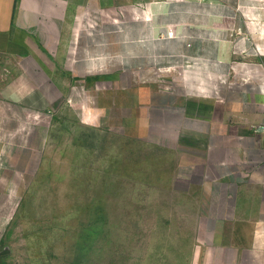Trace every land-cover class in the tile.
Wrapping results in <instances>:
<instances>
[{
  "label": "crops",
  "instance_id": "0c3cea01",
  "mask_svg": "<svg viewBox=\"0 0 264 264\" xmlns=\"http://www.w3.org/2000/svg\"><path fill=\"white\" fill-rule=\"evenodd\" d=\"M0 54L53 102L111 78L110 128L162 151L191 264H264V0H0Z\"/></svg>",
  "mask_w": 264,
  "mask_h": 264
},
{
  "label": "rangeland",
  "instance_id": "374dc122",
  "mask_svg": "<svg viewBox=\"0 0 264 264\" xmlns=\"http://www.w3.org/2000/svg\"><path fill=\"white\" fill-rule=\"evenodd\" d=\"M13 65L0 54V263L191 264L162 151L110 128L112 79L58 103Z\"/></svg>",
  "mask_w": 264,
  "mask_h": 264
},
{
  "label": "built area",
  "instance_id": "2783aa9c",
  "mask_svg": "<svg viewBox=\"0 0 264 264\" xmlns=\"http://www.w3.org/2000/svg\"><path fill=\"white\" fill-rule=\"evenodd\" d=\"M169 35L174 36V30H170Z\"/></svg>",
  "mask_w": 264,
  "mask_h": 264
}]
</instances>
